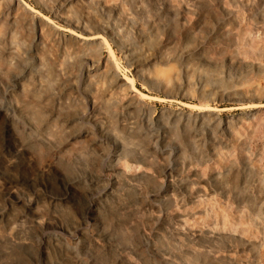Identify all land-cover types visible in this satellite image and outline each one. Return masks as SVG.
Here are the masks:
<instances>
[{"label": "rangeland", "instance_id": "374dc122", "mask_svg": "<svg viewBox=\"0 0 264 264\" xmlns=\"http://www.w3.org/2000/svg\"><path fill=\"white\" fill-rule=\"evenodd\" d=\"M0 34L26 45L0 79V264H264V0H0ZM42 51L55 98L20 99L27 126L1 90Z\"/></svg>", "mask_w": 264, "mask_h": 264}, {"label": "bare ground", "instance_id": "6f19581e", "mask_svg": "<svg viewBox=\"0 0 264 264\" xmlns=\"http://www.w3.org/2000/svg\"><path fill=\"white\" fill-rule=\"evenodd\" d=\"M19 3H17L16 4V9L19 7V5H18ZM15 9V10H16ZM15 13H16V11H15ZM24 13V12H23ZM22 13H19V15H21ZM14 15V14H13ZM27 15V14H26ZM16 16H17V14H16ZM16 16H14V18H16ZM22 16H25L24 14L23 15H21V17ZM31 17H32V15H30ZM9 17V16H8ZM31 17H28L29 18V20L30 19H32ZM20 18V17H19ZM23 18H25V17H22V20L23 21H25ZM26 19V18H25ZM22 20H21V22H22ZM27 20V19H26ZM29 20H27V22L29 21ZM21 22H19L21 25H22V23ZM18 23V24H19ZM3 24V23H2ZM14 24H16V23H14ZM19 24V25H20ZM26 24H28V23H26ZM38 24V27H39V29L41 28L42 29V27L40 26V23H37ZM43 25V24H42ZM45 26V25H44ZM46 26H47V24H46ZM49 27V26H48ZM37 28V27H36ZM48 30H47V32L49 31L50 33H52V35L54 34L53 33V31H52V29H50V28H47ZM14 30V29H13ZM12 30V31H13ZM17 30H20V29H17ZM43 30V29H42ZM42 30H40L41 32H45V31H42ZM45 30H46V28H45ZM14 32H16V31H14ZM40 32V33H41ZM47 32H45V33H47ZM48 32V34H50ZM45 33H43V34H45ZM13 34V33H12ZM43 34H42V38H47V35L45 36V37H43ZM1 35V34H0ZM18 35V34H17ZM51 35V36H52ZM5 36V35H4ZM98 36V37H97ZM97 36H88V37H86V36H83V37H80L79 38V42L81 43V44H87L86 46L87 47H89V46H91L92 44H93V42H95L96 43V39H98L99 38V35H97ZM49 37H50V35H49ZM37 38H38V41H40L39 39L41 38L40 36H38L37 35ZM3 39V42H4V38H2ZM2 39H0V40H2ZM21 38H19V40H20ZM48 39V38H47ZM78 39V38H77ZM8 40V39H7ZM13 41H11V42H14L15 41V39H12ZM36 40V39H35ZM21 41V40H20ZM77 41V42H78ZM98 41V40H97ZM2 42V41H1ZM0 42V79L5 75L4 74V72L6 73L7 72V74H10V73H13V71L15 72V69H14V67H12V65L11 64H13V65H20V63L21 64H23V62H24V60L25 59H23V56L25 55V53H24V55L22 54V53H19V52H21L20 51V49H19V45L21 44V43H23L22 41H21V43H17L18 42V39H17V42H14L15 44L17 43L18 45H16L15 46V44H13V43H11L10 44V41L9 42H7V43H9L10 45H7V46H4V44L3 43H1ZM89 43H91V45H89ZM94 43V44H95ZM100 43V42H99ZM2 44H3V46H2ZM23 45H25L24 43H23ZM22 44H21V46L20 47H24ZM80 45V44H79ZM2 46V47H1ZM26 46V45H25ZM100 46V45H99ZM37 47V46H36ZM42 47H44L43 45L42 46H40L39 48L41 49ZM95 47V45H93L91 48H89V49H93ZM26 48H28V47H26ZM25 48V49H26ZM22 50V49H21ZM38 50V49H37ZM95 51V50H94ZM28 53V52H27ZM41 53H43V54H35V53H33V54H35V56H34V58L37 60L36 62H37V66H36V71H35V74H34V72L33 73H31V75L32 74H34V75H28L27 77H26V79H22V77L23 76H21V77H19V75H17L16 74V76H14V78H10V80H6V82H8L9 83V86H10V88L11 89H5V90H1L2 91V95L5 97V99H7L8 101H9V107H10V110L13 112V113H17L18 114V118L20 119V123L22 122V124H25V125H27V126H30L31 125V122H30V120L28 119V117L26 116V114L22 111V106L19 104V102H20V99H21V101H23V100H28V101H30V102H34L35 103V105H39L38 107L39 108H42V109H45V108H50V105L52 104L53 105V102H54V96H55V93H54V91H53V89L51 90V83L49 84V74H51L52 72V66H50V64H51V61L49 62V58H51V59H54V58H52V55H51V57L48 55V53L45 51V52H41ZM82 53H84V52H82ZM50 54V53H49ZM23 55V56H22ZM80 55V54H79ZM26 57V56H25ZM65 61H63V62H59L61 65L64 63ZM52 63H54V62H52ZM58 63V62H57ZM25 64V63H24ZM57 65V67H59L58 69H61L60 67H61V65L60 66H58V64H56ZM56 65L54 66V67H56ZM63 65H65V64H63ZM62 65V66H63ZM104 66H106V65H104ZM17 67H19V66H17ZM57 67L55 68V69H57ZM10 68H12V70L10 69ZM7 69H10L9 71L7 70ZM7 70V71H6ZM51 70V71H50ZM103 70H104V72L105 71H108L107 69H104L103 68ZM106 74H107V72H105ZM26 74H27V72H26ZM113 74V73H112ZM11 75V74H10ZM101 75V74H100ZM13 76V75H12ZM52 76H54V75H52ZM7 77V76H6ZM4 78V77H3ZM52 78H50V80H51ZM53 79H55V78H53ZM53 79L51 80V82L53 81ZM54 82L56 83V80H54ZM5 83V82H4ZM52 84H54L53 82H52ZM0 85H1V83H0ZM2 86V85H1ZM54 86V85H53ZM50 87V88H49ZM2 88H3V86H2ZM12 90V91H11ZM17 90V92H15ZM40 91L42 92V94L40 93ZM51 91H53V92H51ZM59 97V96H58ZM56 105V104H55ZM53 107V106H52ZM56 107V106H55ZM207 106H204L203 108H202V112L203 111H205L207 108H206ZM1 108V107H0ZM206 108V109H205ZM59 109V108H58ZM57 109V110H58ZM56 110V111H57ZM60 110V109H59ZM208 110V109H207ZM201 111V110H200ZM5 112V117L6 118H8V119H10V118H12V120L14 119L11 115H9L10 113H8L7 111H4ZM61 112V111H60ZM28 113V112H27ZM16 114V115H17ZM82 117V116H81ZM211 119V118H210ZM11 120V119H10ZM75 120V119H74ZM203 120V119H202ZM17 121H18V119H17ZM141 121V120H140ZM19 122V121H18ZM195 122V121H194ZM201 123V122H200ZM203 123V122H202ZM212 123V122H211ZM132 124V123H131ZM164 124V123H163ZM186 124V123H185ZM82 125V124H81ZM210 124H206L205 126H209ZM213 125V124H212ZM45 126V125H44ZM78 126H80V125H78ZM130 126H132V125H130ZM211 126V125H210ZM227 126V125H226ZM24 127V126H23ZM77 127V126H76ZM81 127V126H80ZM129 127V126H128ZM133 127V128H132ZM131 128L132 129H135L134 128V126H132ZM151 127V126H150ZM220 127V126H219ZM42 128V127H41ZM103 128V127H102ZM102 128H99L98 129V135H99V139H102L101 141H104L105 143L107 142V143H109L110 145H111V147L113 148V150H112V152L110 153V156H109V158H115V155L117 154V149H118V147L120 148V146H119V144H118V141L116 140V138H114L113 136H112V134L109 132V131H107V130H105V129H102ZM160 128L162 129V133H161V136L163 137V141H162V150L163 151H165V153H167L168 151V158H170L173 162H174V164H175V166L174 167H176L178 164H182V163H186L185 162V157H183V154H182V146H180L179 144H177L176 142H174V141H170L169 139L168 140H165L164 139V137H165V135H164V133L166 132V130H167V126L165 125H162V124H160ZM209 128V127H208ZM211 128V127H210ZM209 128V129H210ZM217 128V127H216ZM231 128V127H230ZM130 129V128H129ZM128 129V130H129ZM132 129H130V131H132V132H134ZM212 129V128H211ZM76 130H78V129H76ZM65 132V131H64ZM80 133V132H79ZM198 134L200 133V132H197ZM196 133V134H197ZM64 134V133H63ZM214 134V133H213ZM68 136V135H67ZM69 136H71V135H69ZM73 136H74V134H73ZM72 136V137H73ZM131 136H132V134H131ZM135 136V135H134ZM66 137V136H65ZM129 137H130V135H129ZM211 137H212V135H211ZM59 138V137H58ZM75 138V137H74ZM119 138V137H118ZM158 138V137H157ZM194 138H196V137H194ZM41 139V138H40ZM67 139V138H66ZM73 139V138H72ZM162 139V138H161ZM199 139V138H198ZM52 140V139H51ZM62 140L63 139H61V141L60 142H58V143H62ZM128 140H131V139H128ZM55 141V140H54ZM121 141V140H120ZM125 143L127 142V140L125 139V140H123ZM193 141H195V140H193ZM46 142H49V141H46ZM52 142V141H51ZM132 142V141H131ZM152 142V141H151ZM198 142H200L199 140H198ZM197 142V143H198ZM203 142V141H202ZM50 143V142H49ZM194 143V142H193ZM191 144V146H195L197 143L195 142V144ZM33 144V143H32ZM35 144V143H34ZM55 144V143H54ZM122 144V143H121ZM190 144L188 145V147L190 146ZM63 145V144H62ZM126 145V144H125ZM125 145H124V147H125ZM131 145V144H130ZM199 145V144H198ZM34 147H35V145H33ZM57 146V145H56ZM190 146V147H191ZM197 147V146H196ZM47 148H48V146H47ZM183 148H185V147H183ZM195 148V147H194ZM46 149V148H45ZM184 151V150H183ZM192 151V150H191ZM202 151V150H201ZM200 151V152H201ZM189 152V151H188ZM216 154V153H215ZM203 155V154H202ZM114 161V160H113ZM110 163V162H109ZM114 165V164H113ZM109 167V166H108ZM111 167H112V164H111ZM174 167H173V169H174ZM187 167V166H186ZM173 169H172V167L170 166V167H166V171H165V174H168V175H170L171 174V172H173ZM108 170V169H107ZM110 174V173H109ZM108 174V175H109ZM171 178V177H170ZM116 180L115 179H111L110 178V182L107 184V185H105L104 187H102L99 191H97V194H96V196H93L92 194V196L93 197H91L90 198V203H89V205H90V208L91 209H94V208H96V205H97V200L100 198V197H102V195H104V194H107L108 192H110V191H112V189H114L115 187H116ZM182 184V183H181ZM179 185V184H178ZM199 185V184H198ZM96 188V187H95ZM172 188V187H171ZM10 192V191H9ZM99 202V201H98ZM22 208V207H21ZM38 209H34V208H32V205L30 204V203H28V204H25V206H23V209H22V211H21V213H20V215L21 216H23L24 218H26V219H28L29 220V222L30 223H32V222H36V218H37V216H38V211H37ZM90 215V214H89ZM18 217V216H17ZM91 219L92 220H94V221H96V219L94 218V214L93 215H91ZM27 220V221H28ZM39 220V219H38ZM54 228H57V229H60L61 227H60V225H57V224H55V225H52ZM51 226V227H52ZM80 229H78V228H75L71 233H69L70 235H72V236H78V235H80ZM36 234L39 236V238H38V244H37V242L35 243V244H37V246L39 245V250H40V230L36 227ZM110 247V246H109ZM40 255V254H39ZM81 263V262H80Z\"/></svg>", "mask_w": 264, "mask_h": 264}]
</instances>
